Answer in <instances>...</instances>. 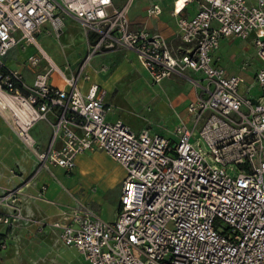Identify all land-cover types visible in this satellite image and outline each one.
<instances>
[{"label":"built area","instance_id":"1","mask_svg":"<svg viewBox=\"0 0 264 264\" xmlns=\"http://www.w3.org/2000/svg\"><path fill=\"white\" fill-rule=\"evenodd\" d=\"M127 0H0V115L40 167L72 173L79 155L104 152L125 169L114 222L80 204L53 222L34 221L24 212L21 189L0 193V225L37 223L57 232L58 241L77 250L86 264H264V0H175L172 15L188 49L171 50L166 38L135 27ZM196 2L198 11L183 12ZM161 5L147 8L148 17ZM84 29L87 55L77 76L65 78L42 53L28 63L48 67L29 84L5 63L21 47L39 49L37 37L50 25L59 37L65 18ZM252 39L263 67L255 82L258 97H246L245 80L215 62L221 41ZM131 51L153 85L174 77L200 76L199 93L186 109L188 121L173 129V139L146 128L135 132L119 119L106 91L79 81L90 61L105 51ZM57 70L69 89L52 86ZM54 117V119H52ZM48 123L53 138L36 149L31 131ZM61 142L59 148L55 147ZM43 186L37 199H43ZM0 248L7 249L6 243Z\"/></svg>","mask_w":264,"mask_h":264},{"label":"crops","instance_id":"2","mask_svg":"<svg viewBox=\"0 0 264 264\" xmlns=\"http://www.w3.org/2000/svg\"><path fill=\"white\" fill-rule=\"evenodd\" d=\"M127 0H115V4L118 7H121L125 4ZM174 1H172V9L170 11V16L168 17L165 16L163 19H157L162 16H164L165 10L162 5L159 2H156L157 4L161 5L162 7V14L159 16L155 17H148L147 15V8L144 10L145 17L143 19H138L137 16H131L130 21L131 23L137 27V28H142L139 25L143 24V27H146L149 32L151 33H160L162 34L167 42L171 50L174 52L179 50V49H188L190 48L189 45H185L182 43L180 40V37L178 35V27H177V19L172 15L173 13V7H174ZM248 4L251 6H254L257 4V0H247ZM193 6L194 9H188L190 6ZM198 11V6L196 2H193L188 5L187 9L183 12V16L187 18L193 17L196 12ZM130 14V13H129ZM151 19H156L155 24L152 25L148 21ZM170 19V21H169ZM76 22L79 24L73 17H66L65 18V27L67 22ZM149 23V24H148ZM69 25V24H68ZM71 25V23H70ZM80 25V24H79ZM81 26V25H80ZM142 26V25H141ZM65 29V28H64ZM49 33L52 34L54 31L51 28L50 25H46L43 28V31L40 35L43 33ZM44 33V34H45ZM55 33V32H54ZM86 36V34H85ZM229 40L231 42L233 41H241L242 39L237 38V37H232L228 39H224L221 41L220 48L222 46L223 41ZM38 41V40H37ZM244 42H247L254 50V55L256 60L260 63L259 66H257L255 69H250V66L247 61H242L240 63L239 71L233 72V73H228L231 76H239L244 78L245 82L243 85L240 87V91L242 94H244L246 97L255 99L258 97L259 91L258 87L255 82V76L256 73L258 72L259 69L263 67L262 63L257 57L256 54V49L253 46L252 39L249 40H242ZM85 47L86 50H88V45H87V38L85 40ZM39 45V50L41 53L46 54V56L52 61V58L49 56V54L41 47L40 43L38 42ZM29 48H35L37 47L31 46L28 47L26 50L22 49L21 47H17L13 49L9 55L5 58V63L9 66L10 69L12 70H19L23 73L26 81L29 84H32L34 81V78L37 73L43 72L46 70L48 67V63L46 60H42V62H46V65L43 67V70H37V68H33L30 66L28 63V57L31 55H36V54H31L29 55L25 60L22 59V54L28 51ZM38 50V49H37ZM220 50V49H219ZM219 50L217 51L215 55V62L218 66H221V56L219 54ZM116 55L113 56V53ZM122 52V53H121ZM13 53V56H15L14 60L13 58H10V54ZM107 53H112L108 54V58L110 59L109 63H101L104 59L100 56L99 62L97 65H95L94 69L92 72H86L88 69H85L84 74L85 76H82L80 81H79V88L83 92H87L88 89L90 88L91 85L96 84L101 87L104 91H106V99L105 101L114 106V112H112L108 116V121L114 122L116 120H123L126 124H128L131 128L132 126L130 125V121H126L120 114H119V106L115 102V99L113 101L110 100V96L108 94V90L102 87L101 85L98 84L99 81H93L91 79V75L93 77L97 75H106L111 71V65L115 60H120L121 61H132L133 65L137 66L138 68H142L140 65L136 55L131 52V51H109ZM87 53L85 54L86 57ZM12 56V57H13ZM84 57V59H85ZM94 59V58H93ZM92 59V60H93ZM91 60V61H92ZM16 63H15V62ZM84 61V60H83ZM90 61V62H91ZM20 63V64H19ZM26 63L28 64L29 67L32 69L36 70L35 73H32L26 69V67L23 64ZM56 65V64H55ZM90 65V63L88 64ZM249 67V69H248ZM223 68V67H222ZM59 69V68H58ZM224 69V68H223ZM142 70V69H139ZM62 72V71H61ZM128 72L130 71L125 70L124 76L123 77H129ZM135 72V71H134ZM141 72L147 73L144 69ZM59 73V72H58ZM63 73V72H62ZM144 73V74H145ZM65 78H68L64 73H63ZM132 75V74H131ZM130 75V76H131ZM124 78V79H125ZM149 78V75H148ZM175 78V77H174ZM173 78V79H174ZM182 79H186L191 85L192 89L194 92V95L189 98L186 103V109L187 106L189 105L190 102L196 99L199 89L196 87L195 82L197 80H201L200 76L193 73V72H188L187 77H179ZM59 80H60V85H56L53 82L52 76H50V81L49 83L52 86L61 88V89H69V87L66 85L64 78L62 75L59 73ZM169 80H172L169 79ZM148 84H151V86H154L149 78V81H147ZM256 89L255 90H253ZM118 96V95H117ZM116 98V97H115ZM169 108H174L175 105L171 102L169 103ZM187 114V113H186ZM166 116V114H163ZM168 116V115H167ZM54 119V117H52ZM177 124H175L176 126ZM174 126V127H175ZM174 127L168 128L167 125L165 124H160V123H147V121L143 122V127L140 130H133L135 132H140L143 129H150L152 132L162 134L166 137H169L173 139V129ZM31 135L36 142V149L39 152L46 151L52 141L53 138V130L51 126L46 123V122H40L38 123L31 131ZM61 146V142L57 141L55 144L56 148H59ZM93 153H103L104 152H93ZM89 153H85L82 155H79L76 159L77 166L75 170L72 173H67L64 169L59 168V167H54L51 166L49 169L47 168H42L39 169L40 163L37 159V157L27 149L18 139V137L15 135V133L6 125L4 122L3 118L0 115V193H3L6 190H11V189H21V191L24 193L26 197V203L24 205V212L27 216L32 218L34 221H47V222H53L57 219H59L60 214L63 210H66L68 208H76L80 204L85 205L86 207L90 208L89 205L86 203L88 202H96L99 205H102V198L100 197L101 194L104 195L105 192H101L100 189V184H94L91 187V192L90 194L88 191L84 188V184L82 183V177H84L86 174L84 173H79L80 168L82 169V165L85 167L88 163V158L86 155ZM108 158H110L107 154H105ZM111 159V158H110ZM116 166L122 168L124 170V174H120L118 178H115L112 180V186L109 188L111 189L112 187L114 188L116 185L121 184L125 178V169L123 166H121L119 163L111 159ZM59 175V176H57ZM43 186H46V191L44 194L43 199H37L38 193H40L41 189ZM108 188H105V190H109ZM120 195H121V187H120ZM120 201V197H119ZM119 201L116 206L114 214H105V218L101 216L100 214H97L100 216L103 220L107 222H114L117 219V212H118V207H119ZM44 238H53L55 242L58 241V234L57 232H53L48 226L40 227L37 223L32 222L31 224H22L21 226L18 227H7L4 225H0V246L2 243H6L7 249L2 250L0 248V252L4 251H9V253L15 254L19 253L20 251H24L25 247H33L35 251L37 250H48L51 249L50 246L47 244L46 240ZM48 241V240H47ZM27 249V248H26ZM77 251V250H76ZM79 253V252H78ZM80 254V253H79ZM81 258L84 261V258L80 254ZM9 258V257H7ZM14 260V259H13ZM16 262V261H12ZM8 264V263H7ZM17 264V263H15ZM84 264L86 262L84 261Z\"/></svg>","mask_w":264,"mask_h":264},{"label":"rangeland","instance_id":"3","mask_svg":"<svg viewBox=\"0 0 264 264\" xmlns=\"http://www.w3.org/2000/svg\"><path fill=\"white\" fill-rule=\"evenodd\" d=\"M172 1L133 0L129 5V18L137 16L138 19H143L146 7L159 2L166 10L164 16L157 19H163L165 16H170ZM188 9L191 10L194 7L191 5ZM155 20L151 19L148 22L154 25L156 23ZM141 25L139 26L143 27V24ZM44 33L39 35L37 40L52 58L54 65L56 64L55 66L68 78L77 76L87 53L84 29L76 22L70 21L67 22L63 34L59 37L54 32L52 34ZM37 49L29 48L28 51L22 54V59L25 60L31 54L41 55L42 53ZM107 52L105 51L94 57L90 65H88L86 72L93 71L95 65L99 62L100 56L104 59L101 62L102 64L109 63L110 59L107 55L112 53ZM115 53L117 52H114L113 56L116 55ZM219 54L221 56L220 64L228 73L239 71L242 61H247L250 69H255L260 65L255 58L253 48L242 40L233 42L229 40L223 41ZM12 56L13 53L9 57L14 60L16 55ZM23 65L28 71L32 73L36 72L28 64L26 65L25 63ZM45 65L46 62L43 61L37 70L42 71ZM139 69L143 70V68L133 65L132 61L127 62V60H124L120 62V60H115L108 74H100L95 77L92 74L90 75L93 81H99L98 84L108 90L110 100L113 101L115 99V102L119 106V114L126 121H130V125L134 130H140L143 127L144 121H147V123L165 124L168 128L174 127L180 121H188L189 119L186 114V105L188 103L186 101L194 95L193 90H191L192 85L186 79L175 77L172 80L167 79L160 84L151 86L147 82L149 81L148 74L145 72L144 74ZM125 70L130 71V73L128 72L129 77H123ZM85 74L83 73V76ZM51 76L53 82L56 85H60L58 71L53 70ZM253 90L256 91L254 88ZM171 102L175 105L174 108H169L168 105ZM164 113L166 116L163 115ZM86 157L88 158V163L85 167L82 165V169L80 168L79 172L83 173L84 171L86 174L82 177L84 188L90 194L91 187L94 184H100L101 192H105L104 195L101 194L100 196L102 198V205L96 202H87L86 204L97 214L105 218V214H114L120 197L121 184L109 189L113 185L112 180L118 178L120 174H124V170L116 166L103 153H89ZM105 188L109 190H105ZM44 240H46L51 249L35 251L33 247L26 246L24 251L15 254L9 253L10 250L0 252V264H84L83 259L75 249L67 248L60 242H55L53 238H44Z\"/></svg>","mask_w":264,"mask_h":264}]
</instances>
